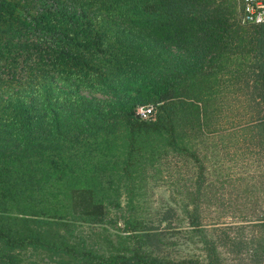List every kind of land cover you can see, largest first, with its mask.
I'll use <instances>...</instances> for the list:
<instances>
[{
    "label": "trees",
    "instance_id": "16d2710c",
    "mask_svg": "<svg viewBox=\"0 0 264 264\" xmlns=\"http://www.w3.org/2000/svg\"><path fill=\"white\" fill-rule=\"evenodd\" d=\"M240 10L239 0H0V264H21L26 248L54 264H200L99 254L67 231L118 208L121 181L166 148L198 160L180 135L213 115L228 65L253 75L263 99L264 24L242 23ZM144 102L151 120L134 113ZM131 230L138 246L154 235Z\"/></svg>",
    "mask_w": 264,
    "mask_h": 264
},
{
    "label": "rangeland",
    "instance_id": "374dc122",
    "mask_svg": "<svg viewBox=\"0 0 264 264\" xmlns=\"http://www.w3.org/2000/svg\"><path fill=\"white\" fill-rule=\"evenodd\" d=\"M237 69L234 63L220 73L213 115L202 130L180 135L198 161L166 148L153 165L134 173L130 183L121 181L118 208L109 206L99 222L70 225L72 241L104 255L140 250L165 262L263 264L264 110L254 76L245 70L235 73ZM80 93L107 98L97 90ZM145 104L151 103L137 104L134 112ZM129 230L154 235L138 246ZM17 257L21 264H54L56 259L30 248L18 251Z\"/></svg>",
    "mask_w": 264,
    "mask_h": 264
},
{
    "label": "built area",
    "instance_id": "2783aa9c",
    "mask_svg": "<svg viewBox=\"0 0 264 264\" xmlns=\"http://www.w3.org/2000/svg\"><path fill=\"white\" fill-rule=\"evenodd\" d=\"M239 3L242 23L264 24V0H239ZM134 113L138 119L151 120L154 118L155 107L152 104L141 105L136 108Z\"/></svg>",
    "mask_w": 264,
    "mask_h": 264
},
{
    "label": "crops",
    "instance_id": "0c3cea01",
    "mask_svg": "<svg viewBox=\"0 0 264 264\" xmlns=\"http://www.w3.org/2000/svg\"><path fill=\"white\" fill-rule=\"evenodd\" d=\"M261 102H262V105H263V110H264V97H263V99L261 100ZM263 123H264V111H263ZM263 146H264V143H263ZM264 153V152H263ZM195 154V153H194ZM196 156V155H195ZM197 157V156H196ZM198 161V160H197ZM197 176H200V173L197 175ZM199 178H201V176L199 177ZM263 188H264V186H263ZM263 195H264V193H263ZM260 221H264V220H260ZM264 258V257H263Z\"/></svg>",
    "mask_w": 264,
    "mask_h": 264
}]
</instances>
